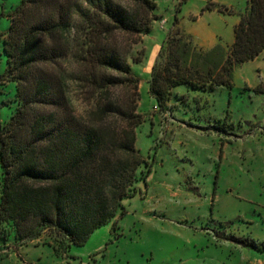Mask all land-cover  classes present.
<instances>
[{
    "label": "trees",
    "instance_id": "obj_1",
    "mask_svg": "<svg viewBox=\"0 0 264 264\" xmlns=\"http://www.w3.org/2000/svg\"><path fill=\"white\" fill-rule=\"evenodd\" d=\"M155 8L153 0H20L9 14L0 81L16 83L18 104L2 102L12 110L0 118V220L10 222L0 244L23 247L48 230L66 254L123 213L145 162L135 147L143 118L131 45L150 31ZM263 51L264 0H247L228 46L202 49L174 20L148 92L159 112L210 121L196 115L202 98L232 87L234 69ZM69 82L98 95L97 105L77 115Z\"/></svg>",
    "mask_w": 264,
    "mask_h": 264
},
{
    "label": "rangeland",
    "instance_id": "obj_2",
    "mask_svg": "<svg viewBox=\"0 0 264 264\" xmlns=\"http://www.w3.org/2000/svg\"><path fill=\"white\" fill-rule=\"evenodd\" d=\"M153 1L157 19L131 45V58L139 61L129 59L139 79L137 111L143 118L135 147L145 162L137 172L136 193L124 199L122 214L95 229L84 244L71 245L66 254L47 230L21 252L11 240L0 244V264H180L185 259L187 264H237V247L264 259V92L254 90H264V51L236 67L232 87L219 88L196 111L212 116L210 121L190 122L188 114L182 118L159 112L148 92L151 68L174 20L206 47L212 35L230 43L247 0ZM210 2L220 11L205 9ZM19 3L0 0L1 77L9 14ZM62 66L70 67L65 61ZM15 87V82L0 81L1 119H8L12 110L2 104L4 99L12 107L18 104ZM122 92L112 90L111 97ZM69 95L77 115L99 102L98 95L70 82ZM8 223L0 220V236L9 230Z\"/></svg>",
    "mask_w": 264,
    "mask_h": 264
},
{
    "label": "crops",
    "instance_id": "obj_3",
    "mask_svg": "<svg viewBox=\"0 0 264 264\" xmlns=\"http://www.w3.org/2000/svg\"><path fill=\"white\" fill-rule=\"evenodd\" d=\"M207 10H218V11H220L218 8H216L215 6H214V8H211V9H207ZM197 18V17H196ZM239 20V19H238ZM165 21H166V24L170 21V18H168V17H166L165 18ZM181 29V28H180ZM184 31V30H183ZM186 33H188V32H186ZM188 34H190L191 36H192V38H193V41H194V43L198 46V47H200V48H202V49H209V48H211V47H213L214 45H216V44H218V43H220V44H222L223 46H228V45H230L232 42H230V43H226V44H223V43H221L220 42V39H218V36L217 35H212V42H211V45L210 46H208V47H206V46H204L202 43H201V41L200 40H198L197 39V37H196V35L195 34H191V33H188ZM217 39H218V41H217ZM233 41V40H232ZM256 59V58H255ZM221 88V87H220ZM214 94V93H213ZM193 95H194V93H193ZM212 95H205L204 97H203V102H206L207 101V99L209 100V98L211 97ZM206 105H207V103H206ZM200 119L201 118H189V120H190V122H192V121H195V122H200ZM179 121H181V122H185V121H182V120H179ZM179 143L180 144H182V141H179ZM23 247H19V252H21V249H22ZM236 250L238 251V252H240V261L237 263V264H264V259H262V257H260V256H258L257 254H255V253H253V252H251L250 250H244V249H241V248H236ZM15 254H17V252H15ZM19 255H22L21 253H19ZM20 259V258H19ZM21 259H24L23 257H21ZM197 263V262H196ZM180 264H187V261H186V259L185 260H182V262L180 263ZM198 264H203V263H201V262H198Z\"/></svg>",
    "mask_w": 264,
    "mask_h": 264
}]
</instances>
